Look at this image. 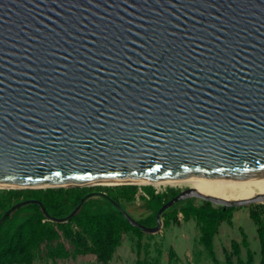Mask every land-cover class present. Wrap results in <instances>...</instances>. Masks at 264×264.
Listing matches in <instances>:
<instances>
[{
  "label": "water",
  "instance_id": "95a60500",
  "mask_svg": "<svg viewBox=\"0 0 264 264\" xmlns=\"http://www.w3.org/2000/svg\"><path fill=\"white\" fill-rule=\"evenodd\" d=\"M248 175H264V0H0V190ZM91 196L150 235L180 201L255 202L186 188L149 228Z\"/></svg>",
  "mask_w": 264,
  "mask_h": 264
},
{
  "label": "trees",
  "instance_id": "16d2710c",
  "mask_svg": "<svg viewBox=\"0 0 264 264\" xmlns=\"http://www.w3.org/2000/svg\"><path fill=\"white\" fill-rule=\"evenodd\" d=\"M141 191L147 198L139 196L151 210L147 222L137 221L143 226H156V214L163 204L179 193L178 189L167 188L164 192L155 193L151 186L120 185L114 187H82V188H47L24 190H0V219L12 206L27 202L14 210L0 225V264H35L36 260L50 261L76 257L94 256L100 264H109L117 248L122 244L123 234L132 233L136 237V253L142 249L141 239L144 233L130 226L121 216L119 210L110 201L99 196L87 198L80 206V201L92 192L104 193L111 200L123 204L133 203ZM196 207L191 199L180 201L161 215L163 227H169L178 220L180 214L184 221L193 219L199 230L198 242L206 250L209 257L216 262L213 248L214 238L226 217L229 209H215L212 204L203 201ZM47 213V215L45 214ZM69 217V218H68ZM250 219L257 227L260 244V264H264V216L258 212H250ZM57 223L52 219H65ZM152 235H148L151 238ZM242 246L247 250V261L239 260L240 246L232 242V253H225V263L253 264V254L244 239ZM145 251L148 244L143 246ZM176 259V254L169 250V264ZM134 264H158L157 260L149 263L146 259L137 258Z\"/></svg>",
  "mask_w": 264,
  "mask_h": 264
},
{
  "label": "rangeland",
  "instance_id": "374dc122",
  "mask_svg": "<svg viewBox=\"0 0 264 264\" xmlns=\"http://www.w3.org/2000/svg\"><path fill=\"white\" fill-rule=\"evenodd\" d=\"M138 187L151 186L156 191H164L167 188H175L184 190L188 188L186 185H162L158 188L152 185H135ZM98 187V186H92ZM101 187H114V185H102ZM141 191L136 196L133 203L123 204L124 211L136 221L147 222L151 215V210L146 205V202L139 198ZM194 206L199 207L203 204L198 198L191 199ZM212 207L217 209L219 206L212 204ZM258 212L261 217L264 216V202L253 203L246 206L234 207L229 209L226 217H230L229 221L223 222L214 238V256L216 262L208 256L206 250L198 242L199 230L193 219L184 221L181 215H178V220L172 222L169 227L164 228L163 225L160 231L148 238L149 234L144 233L141 239L142 249L136 253V237L132 233L123 234L122 244L117 248L109 264H134L137 258L146 259L149 263L158 261V264H169V250L176 254L174 264H226L225 253H232L231 244L236 242L240 246L239 260L243 263L247 261L246 248L242 246V241L245 239L248 243V249L253 254V264H260V244L257 234V227L250 219V212ZM166 216L161 217V221ZM149 245L147 251L143 246ZM236 258H232L235 264ZM35 264H50V261L36 260ZM57 264H100L95 260L94 256L69 258L58 260Z\"/></svg>",
  "mask_w": 264,
  "mask_h": 264
},
{
  "label": "bare ground",
  "instance_id": "6f19581e",
  "mask_svg": "<svg viewBox=\"0 0 264 264\" xmlns=\"http://www.w3.org/2000/svg\"><path fill=\"white\" fill-rule=\"evenodd\" d=\"M152 185L156 188L162 185H186L188 188L194 189L198 195L219 199L222 201H249L254 200V203L264 202V175H248L240 177H224V178H209L204 176H191L177 182L168 181H127V182H91L86 185ZM50 184H35L29 185L32 188H44ZM10 188L0 184V188Z\"/></svg>",
  "mask_w": 264,
  "mask_h": 264
},
{
  "label": "built area",
  "instance_id": "2783aa9c",
  "mask_svg": "<svg viewBox=\"0 0 264 264\" xmlns=\"http://www.w3.org/2000/svg\"><path fill=\"white\" fill-rule=\"evenodd\" d=\"M155 192H157V191L155 190ZM141 196H143V197L147 198V196H146V195H144L143 193L141 194Z\"/></svg>",
  "mask_w": 264,
  "mask_h": 264
},
{
  "label": "flooded vegetation",
  "instance_id": "af4514ba",
  "mask_svg": "<svg viewBox=\"0 0 264 264\" xmlns=\"http://www.w3.org/2000/svg\"><path fill=\"white\" fill-rule=\"evenodd\" d=\"M165 191V190H164ZM164 191H157V192H155V193H161V192H164ZM181 190H179V192H180Z\"/></svg>",
  "mask_w": 264,
  "mask_h": 264
}]
</instances>
